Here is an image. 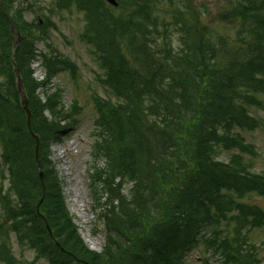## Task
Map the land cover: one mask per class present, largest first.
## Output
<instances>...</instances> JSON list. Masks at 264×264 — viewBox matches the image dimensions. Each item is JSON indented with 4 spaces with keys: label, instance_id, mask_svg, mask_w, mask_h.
Returning a JSON list of instances; mask_svg holds the SVG:
<instances>
[{
    "label": "trees",
    "instance_id": "trees-1",
    "mask_svg": "<svg viewBox=\"0 0 264 264\" xmlns=\"http://www.w3.org/2000/svg\"><path fill=\"white\" fill-rule=\"evenodd\" d=\"M12 1L2 0L4 9L25 36L13 61L14 39L0 5L1 170L7 169L10 182L6 190L0 185V262L35 263L13 256L14 237L49 264H183L200 246L222 252L228 263L259 264V249L244 247L252 231L264 230V208L250 202L264 197V165L256 171L260 153L244 132L264 129L252 114L264 111V0H230L214 14L196 0H117V7L70 0L86 12L84 39L106 96L92 97L98 113L95 158L104 157L106 165L105 179L101 169L90 176L105 225L102 253L81 239L59 175L47 163L52 144L70 131L61 123L77 111L60 108V88L44 103L35 96L45 83L35 82L31 66L45 31L25 34L22 9ZM39 1L28 0L29 9ZM43 60L49 80L75 72L59 55ZM15 66L41 141L40 211L65 252L36 212L43 187ZM223 152L229 160H222ZM123 184L129 185L126 194Z\"/></svg>",
    "mask_w": 264,
    "mask_h": 264
},
{
    "label": "rangeland",
    "instance_id": "rangeland-1",
    "mask_svg": "<svg viewBox=\"0 0 264 264\" xmlns=\"http://www.w3.org/2000/svg\"><path fill=\"white\" fill-rule=\"evenodd\" d=\"M42 3L37 7L33 6L31 11H26V18L30 21L45 14H49V9L53 12V18L58 25V30L53 31L49 29L51 40H43L38 43L37 50L42 54V51L47 52L50 57L56 56L53 51L50 52L45 45L44 41L53 45V48L58 49L64 56L75 61L80 68V75L77 81H74L67 72L57 73L48 84L44 87L38 88L35 92V96L39 97L44 103L47 101V97L55 92L58 88L62 90V97H60L62 108L65 114H69L73 111L72 103L76 100L79 104V113L75 116V119L70 118L61 123L62 126H71V130L55 142L50 148L49 162L55 167L59 179L63 186V192L66 197L67 207L71 216L74 218V222L78 227V232L86 244L87 247H94V251H101L105 245V225L102 220H98L97 213L95 211V194L92 189L89 174L92 171L106 168L105 158L99 156L95 158L96 151L94 150L95 138L93 137L94 120L96 119V111L92 101L93 92H97L100 96L105 97L103 89L96 81V75L99 72L98 64L92 59L89 53L88 47L80 39V34L84 26V14L79 13L76 9L71 11L56 10L55 5L52 6L51 0H40ZM58 0H56L57 2ZM230 0H196L200 7L206 6L208 12L216 13L218 9L226 6ZM207 22L209 16L205 19ZM33 71V79L36 83H40L46 79V68L44 61L37 58L31 66ZM56 99H58L56 97ZM253 109V108H251ZM256 117L261 119L264 124V111L256 109L253 113ZM46 115L49 117L48 113ZM244 135L249 142L255 143L258 148L260 156L257 160V169L260 171L264 165V129H258L256 131H245ZM105 150L101 152L103 155ZM3 156V148L0 146V161ZM230 153L223 152L222 160H229ZM2 168V167H1ZM0 170V185H5V190L10 187L9 173L5 167ZM3 171V173H2ZM104 173V172H103ZM101 174V179H105V176ZM112 175L110 179H112ZM4 176V178H3ZM96 181V180H95ZM118 183L117 181H115ZM96 181L95 185L98 186ZM101 194L106 197V188L101 187ZM122 193L126 194L129 191V185L123 184ZM15 200L14 196L12 198ZM104 201V200H103ZM264 208V197L253 196L250 201ZM2 219V213L0 210V220ZM1 243V242H0ZM250 246L244 247L245 251H248L250 247H257L259 249L258 260L260 264H264V230L256 229L251 232L249 239ZM244 245V243H243ZM13 256L24 261L35 262L34 264H49V260L40 258L36 260L38 253L36 250L30 248L28 245L21 248L15 238L12 239L10 244ZM22 250H24L22 252ZM232 254V252L230 253ZM222 252L213 253L206 252L203 246H200L197 250L188 253L187 258L184 260V264H221ZM15 257V258H16ZM20 257V258H19ZM224 261V260H223ZM0 264H4L0 262ZM229 264V263H228ZM230 264H234L230 261Z\"/></svg>",
    "mask_w": 264,
    "mask_h": 264
},
{
    "label": "water",
    "instance_id": "water-1",
    "mask_svg": "<svg viewBox=\"0 0 264 264\" xmlns=\"http://www.w3.org/2000/svg\"><path fill=\"white\" fill-rule=\"evenodd\" d=\"M110 3H112L113 5H117L116 1L115 0H108ZM14 29V28H13ZM21 39V37L18 38L17 40V43H19V40ZM18 72V71H17ZM18 92L19 94L21 95L22 97V105H23V108L24 110L26 111L27 113V116H28V127H29V130L31 131V134L32 136L34 137V139L36 140V149H35V156H36V162H37V165L38 167H41V164H40V161H39V148H40V139L38 136H36L32 129H31V117H32V114H31V111L29 110V107H28V99H27V96L24 92V89H23V83H22V80L19 78L18 80ZM40 177H41V180L43 181L44 179V173L41 172L40 173ZM42 202V201H41ZM41 204V203H40ZM43 217V216H42ZM44 218V217H43ZM46 227L47 229L49 230V233L50 235H52V232L50 230V227L48 225V223L46 222Z\"/></svg>",
    "mask_w": 264,
    "mask_h": 264
},
{
    "label": "bare ground",
    "instance_id": "bare-ground-1",
    "mask_svg": "<svg viewBox=\"0 0 264 264\" xmlns=\"http://www.w3.org/2000/svg\"><path fill=\"white\" fill-rule=\"evenodd\" d=\"M7 1L10 2L11 0H7ZM115 1H117V0H115ZM93 95H94V94H93ZM93 95H92V97H94ZM42 187H43V190H44V189H45V184L42 185ZM67 208H68V207H67ZM68 210H69V209H68ZM36 212H37V215H38V216H40V215L42 214L41 211H40V207L38 206V204H37V210H36ZM80 237H81V236H80ZM81 239H82V238H81ZM83 242H84V241H83ZM92 249H96V248L92 247ZM92 249H91V250H92Z\"/></svg>",
    "mask_w": 264,
    "mask_h": 264
}]
</instances>
